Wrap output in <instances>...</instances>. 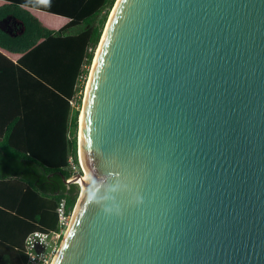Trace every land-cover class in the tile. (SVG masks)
I'll use <instances>...</instances> for the list:
<instances>
[{"label":"water","instance_id":"water-1","mask_svg":"<svg viewBox=\"0 0 264 264\" xmlns=\"http://www.w3.org/2000/svg\"><path fill=\"white\" fill-rule=\"evenodd\" d=\"M99 46L55 264H264V0H116Z\"/></svg>","mask_w":264,"mask_h":264},{"label":"trees","instance_id":"trees-1","mask_svg":"<svg viewBox=\"0 0 264 264\" xmlns=\"http://www.w3.org/2000/svg\"><path fill=\"white\" fill-rule=\"evenodd\" d=\"M3 1L0 264H23L26 236L34 230L59 229L61 197H66L69 211L76 204L78 183L69 184L67 179L74 173L70 156L82 172L78 132L83 92L79 106H72L71 99L80 74L90 73L116 0ZM33 9L65 16L68 21L51 28ZM12 18L18 22L9 23Z\"/></svg>","mask_w":264,"mask_h":264},{"label":"built area","instance_id":"built-area-1","mask_svg":"<svg viewBox=\"0 0 264 264\" xmlns=\"http://www.w3.org/2000/svg\"><path fill=\"white\" fill-rule=\"evenodd\" d=\"M93 47L90 46L89 50H92ZM87 66V65H85ZM90 67V66H89ZM92 67V66H91ZM90 67V69H91ZM89 75L84 73L80 74L76 88L77 91L71 99V104L74 107L79 106V98L83 92V99L85 94L86 85L88 82ZM82 85L84 87L82 88ZM83 103V102H82ZM71 166L70 169L74 171L71 175L74 176L77 171V166L73 161L72 156H70ZM81 164V163H80ZM69 179V178H68ZM78 183V182H75ZM58 226L59 229L56 230H34L26 236L25 239V248L27 253V259L23 264H52L56 254L60 248V245L65 236L67 227L70 224L72 211L68 210V203L66 197H61L58 206Z\"/></svg>","mask_w":264,"mask_h":264},{"label":"bare ground","instance_id":"bare-ground-1","mask_svg":"<svg viewBox=\"0 0 264 264\" xmlns=\"http://www.w3.org/2000/svg\"><path fill=\"white\" fill-rule=\"evenodd\" d=\"M100 47V46H99ZM100 48H97V51H96V56H95V60L93 61L94 65L96 64V60H97V57H98V53H99V50ZM93 65V64H92ZM93 65V67H94ZM90 83V82H89ZM82 111L80 113V120H81V124L83 125V119H84V108H81ZM82 135V134H81ZM82 142V140H81ZM80 162L82 164V167L84 168V174L82 177H78L77 179V182L79 183L80 185V194H79V197H78V204L77 206L74 208V212H73V215H72V218H71V221H70V224H69V228L66 232V238L65 240L67 239V237L69 236L70 234V231L74 225V222H75V219H76V216L78 214V212L80 211V207L81 205L84 203L85 199H86V195H87V191L89 189V184L87 182L88 179H90L91 177V173H90V170H89V167L86 165V160H85V157H84V153H83V149H82V145L80 146ZM64 240V241H65ZM59 255V253H58ZM58 255H56L54 261L52 264H55L56 261H57V257Z\"/></svg>","mask_w":264,"mask_h":264},{"label":"rangeland","instance_id":"rangeland-1","mask_svg":"<svg viewBox=\"0 0 264 264\" xmlns=\"http://www.w3.org/2000/svg\"><path fill=\"white\" fill-rule=\"evenodd\" d=\"M3 3H4L3 1H0V4H3ZM34 14L38 18H40L41 21H43L48 26H52L51 24H55L56 22H62V21H65L66 20V19L65 20L63 19L64 17L61 18L62 16H58V15H55V14H52V13H49V12H44V11H39V10L35 11ZM90 71H91V69H90ZM89 75H90V73H89ZM81 167H82V165H81ZM82 169H83V167H82ZM78 186H79V189H80L79 183H78ZM78 197H79V195H78ZM72 215H73V212H72ZM71 218H72V216H71ZM66 232H67V230H66Z\"/></svg>","mask_w":264,"mask_h":264},{"label":"crops","instance_id":"crops-1","mask_svg":"<svg viewBox=\"0 0 264 264\" xmlns=\"http://www.w3.org/2000/svg\"><path fill=\"white\" fill-rule=\"evenodd\" d=\"M0 1H3V0H0ZM4 2V1H3ZM33 12H35V11H37V10H32ZM39 11H41V10H39ZM45 12V11H44ZM50 13V12H49ZM52 14H54V13H52ZM55 15H57V14H55ZM58 16H61V15H58ZM64 17V18H63ZM61 18H63L64 20L66 19L67 21H68V18L67 17H65V16H62ZM13 19H15V18H12L11 20H9V23H11V24H13V22H12V20ZM40 19V18H39ZM41 20V19H40ZM65 20V21H66ZM65 21H62V22H56L55 24L56 25H52V26H49V27H51V28H59V27H61L62 25H64L66 22ZM43 22V21H42ZM65 22V23H64ZM44 23V22H43ZM64 23V24H63ZM45 24V23H44ZM48 26V25H47ZM14 56V55H13ZM15 57V56H14ZM10 225H11V223H9ZM18 233V232H17ZM20 238H22V235H21V237Z\"/></svg>","mask_w":264,"mask_h":264},{"label":"clouds","instance_id":"clouds-1","mask_svg":"<svg viewBox=\"0 0 264 264\" xmlns=\"http://www.w3.org/2000/svg\"><path fill=\"white\" fill-rule=\"evenodd\" d=\"M41 3H48V0H40ZM105 211H110V209H105Z\"/></svg>","mask_w":264,"mask_h":264}]
</instances>
